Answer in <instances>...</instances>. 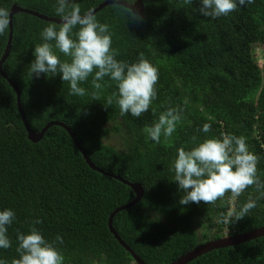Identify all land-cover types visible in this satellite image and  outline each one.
<instances>
[{"label":"trees","instance_id":"obj_1","mask_svg":"<svg viewBox=\"0 0 264 264\" xmlns=\"http://www.w3.org/2000/svg\"><path fill=\"white\" fill-rule=\"evenodd\" d=\"M104 1L76 0L68 6H79L83 14ZM14 3L59 17L56 0H0L9 10ZM143 3L141 20L128 18L119 4L95 13L111 26L118 60L136 62L143 57L159 69L157 97L140 117L120 114L118 90L108 77L96 90L90 76L82 83L87 94L80 97L70 93L59 75H31L41 31L48 24L59 27L56 22L14 14L11 51L2 68L18 84L32 129L63 121L97 166L142 184L144 196L115 215L114 227L147 264H168L208 238L225 235V226L229 234L264 226V188L253 185L239 196L226 192L215 203L181 205L184 193L173 181L178 149L234 134L245 137L260 157L258 176L264 182V63L259 64L254 51L256 44L264 48V0H253L218 19L200 16L198 0ZM10 31L0 35V59ZM97 91L98 97L93 96ZM169 107L181 111L182 121L172 137L155 143L144 129ZM204 123L211 124L210 132L201 130ZM111 136L116 145L107 141ZM134 197L130 185L93 170L64 127L54 125L41 141L30 140L17 91L0 72V208L16 212L9 227L12 246L0 249V258L8 264L18 259L17 231L27 233L35 226L49 242L57 243L65 264H138L108 225L111 212ZM249 199L256 200L257 207L235 220L233 214H239ZM231 200L235 207L230 212ZM37 218L43 223L35 224ZM195 223L204 228L202 239ZM185 264H264V235L202 253Z\"/></svg>","mask_w":264,"mask_h":264},{"label":"clouds","instance_id":"obj_2","mask_svg":"<svg viewBox=\"0 0 264 264\" xmlns=\"http://www.w3.org/2000/svg\"><path fill=\"white\" fill-rule=\"evenodd\" d=\"M187 2L192 4L193 0ZM252 2L253 0H198L199 7L196 12L203 17L218 19ZM135 4L136 0H126L123 10L128 18L141 20L139 13L131 7ZM55 13L60 17L61 24L59 27L54 23L48 24L42 29V43L33 49L31 75H59L64 82H68L70 93L80 97L87 94L82 83L90 76L92 86L96 90L104 87L101 81L108 77L115 82L118 90L116 103L122 116L130 114L140 117L147 112L157 97L158 67L143 57L136 62L118 60V51L112 46L111 26L102 23L93 10L82 14L79 6L69 7L68 0H56ZM10 21V10L0 6V35L8 32ZM60 54L65 59H61ZM98 95L99 91L93 93V96ZM111 103L109 98L108 104ZM181 121V111L169 107L160 113L158 119L150 126H146L144 132L152 141L160 143L162 137L173 136ZM201 130L204 133L210 132L211 124L204 123ZM259 159L260 157L250 150L246 138L234 134L209 137L191 149H178L173 163V181L184 193L179 199V204L215 203L223 198L226 192L239 196L249 186L255 185L258 190L264 188V182L258 176ZM256 207L257 201L249 199L239 214H233L235 220L244 217ZM15 220L14 209L0 208V249L12 246L9 227ZM34 223L42 224L43 221L37 218ZM229 235L232 234H229V229L226 228L223 236ZM16 240L20 256L14 259L12 264H65V256L57 243L49 242L35 226L27 233L17 231ZM209 240L211 238L207 241ZM56 241L62 244L63 238L57 235ZM0 264L8 262L0 258Z\"/></svg>","mask_w":264,"mask_h":264},{"label":"water","instance_id":"obj_3","mask_svg":"<svg viewBox=\"0 0 264 264\" xmlns=\"http://www.w3.org/2000/svg\"><path fill=\"white\" fill-rule=\"evenodd\" d=\"M123 3H126V1L125 0H106V1H104L102 3H100L93 11L96 13V12L102 10L107 5H110V4L123 5ZM131 7L133 8V10L135 12L139 13L140 15L143 14V11H144L143 0H136V4L132 5ZM19 12L29 13V14L35 15V16L41 18V19L48 20V21H51V22H56L58 24H61V19L59 17H52V16L45 15V14H43V13H41L39 11L33 10L31 8L20 6L17 3H14L12 5V7H11V10H10V13H11L10 30L11 31H10L8 46L5 49L2 58L0 59V72L3 74V76L5 78L8 79L9 82H11V84L13 85L15 90L17 91V94H18V107H19L22 119H23V121L25 123L29 139L32 140L33 142H39V141H41L44 138L46 132L49 130L50 127H52L54 125L62 126L70 134V136L72 137V139L76 143L77 147L83 153L86 161L88 162V164L91 166V168L93 170L100 171V172H102L104 174H107V175L113 176L115 178H118V179L122 180L123 182H125L126 184H128V185H130L132 187V189L135 192V197L132 199V201L117 207L113 212H111V214L109 216L108 225H109V228H110L111 232L114 234L116 239L120 242V244L123 245L129 252L132 253L135 261L138 264H147L132 249V247L122 238V236L118 233L117 229L114 227V217H115V215L121 210L133 207L144 196L145 189L142 186V184L138 183V182L130 181L128 179H124L120 175H115L113 173L107 172L104 169H102L101 167L97 166L92 161V159L88 156V154L86 153V150L84 149V147L78 141V138H77L76 134L72 131L71 127H69L65 122L59 121V120H51L40 131H35L34 129H32L30 127V125H29V123H28V121H27V119L25 117L24 110H23V107H22L21 93H20V89L18 87V84H17V82L12 81L6 75V73L4 72V70L2 68L4 62L9 57L10 51H11V43H12L13 31H14L13 30V15L17 14ZM263 235H264V226L263 227H259V228H254L252 230H248V231L241 232V233H235V234H232V235H229V236H223V237H220V238L211 239V240H209V241H207L205 243L197 245L192 250L180 255L178 258H176L175 260L171 261L168 264H185L188 261L192 260L193 258L201 255L202 253H205V252L211 251L213 249H217V248H223V247L238 245V244L244 243L245 241H248V240H251V239L256 238L258 236H263Z\"/></svg>","mask_w":264,"mask_h":264},{"label":"rangeland","instance_id":"obj_4","mask_svg":"<svg viewBox=\"0 0 264 264\" xmlns=\"http://www.w3.org/2000/svg\"><path fill=\"white\" fill-rule=\"evenodd\" d=\"M71 1L73 2V1H76V0H68V3L71 2ZM254 51H255V56H256L259 64L263 65V63H264V48L260 44H256L255 48H254ZM107 141L112 143V144H114V145H116V143H117L116 139L114 137H112V136L107 138ZM231 202H232V205H231V208H230V212L235 207L232 200H231ZM193 228H194L195 231H197L200 239H202L204 228L201 226V224L195 223ZM224 228L226 230L227 227L225 226Z\"/></svg>","mask_w":264,"mask_h":264}]
</instances>
